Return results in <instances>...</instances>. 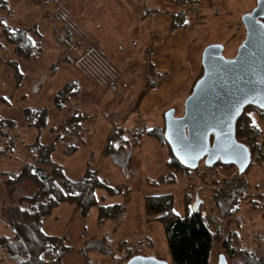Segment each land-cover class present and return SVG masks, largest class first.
Returning <instances> with one entry per match:
<instances>
[{
    "label": "rangeland",
    "instance_id": "rangeland-1",
    "mask_svg": "<svg viewBox=\"0 0 264 264\" xmlns=\"http://www.w3.org/2000/svg\"><path fill=\"white\" fill-rule=\"evenodd\" d=\"M64 1L67 2L66 4L69 6L72 17L87 28L89 36L99 39L108 47L109 55L115 61L116 66L124 70L127 74L130 72L132 80H121L118 85L119 89H121L118 96L114 95L107 88L105 89L106 92H104L105 95L100 97L101 92H93L99 87L103 88L105 84H101L100 73L96 74L90 67H81L80 65L77 66L76 64L65 61L61 54V47L56 43V49H53L55 59H40L39 57L36 60L24 59L20 61V69L21 71L26 70V77L23 78L21 85L16 88L14 70L6 63L7 60H12L16 55L10 46H2L0 48V97L9 99L11 105L5 104L0 99V112L5 117L14 118L19 122L20 138L23 144L18 143L16 152L11 157L0 159V211L5 207H8L7 210H9V207L21 196H29L36 191V185L32 180L26 179L9 184L6 182V175L3 174L6 171L11 173L20 167L25 153L23 146L26 143L32 142L37 136V130L34 127L28 126L24 119L22 109L26 106L50 108L48 127L42 133V142L44 144H50L55 141V134L51 132V127H55L57 132L63 131L64 128L67 129L66 138L56 144L57 149L53 153V160L60 164L71 177L80 176L86 170L94 169L101 164V166L113 170V172L119 175L123 172L122 174L128 177L131 186L133 182L137 186L142 182L144 177L152 181L165 172L160 170L159 167L154 169L153 165L156 155L163 153L161 156L163 157L165 155L164 151L166 150L163 149L162 151L157 146L158 151H155L148 144L150 138L144 140L141 149L138 148L134 151L130 146L126 150H122V153L113 152L109 154L106 151L107 148L105 150L107 141L108 139L110 140L111 135L113 137L117 136L118 132H126L125 129L120 127L122 124L119 123V127L110 124L112 120H116L119 117L113 116L119 108V104L129 105L130 113H126V108L122 111L123 115H125L123 117L128 118L133 108H135V103L141 98L139 95L151 82L149 81L148 74L152 71V65L150 64L149 66V58L152 55L147 53V49L149 48L148 40L151 43L152 38L150 29H142L140 27L141 30L137 32L138 26H136L137 24L135 22V31L131 32L129 30L130 21L128 20L127 26V18L121 15V9L114 0H104L105 5L100 0ZM155 1L165 2V5H163L165 11L170 12L171 16L184 7L190 19V24L184 28L186 33L191 36L190 42H187L188 39L186 38V41L183 42L175 38L177 43H174L166 35L164 41L169 40L170 42L162 46L161 49L158 48V52H164L161 56L165 58L166 66H168L162 71V74H165V76L161 79L165 80L175 73V67L173 65H175L177 60H180V57L183 66L188 70H193V74L187 83L184 82L179 86L175 85L173 89H170L174 84L172 81L164 83V90L156 94L161 98L158 107L146 113L142 112L139 115L141 116L140 119L143 117L141 123L149 128L164 126V112L166 113L167 110H174L177 116L184 114L185 101L192 92V87L197 76L203 70L202 55L206 46L212 43H222L225 45V56H234L246 36L242 17L245 13L251 12L257 5L256 0ZM51 3L47 4L49 8L51 7ZM61 5V3L55 2L53 4L54 10L56 11ZM48 18L50 19L52 29L54 28V24L51 16ZM139 19H136L138 23H140ZM1 35L4 37L0 29ZM142 35L144 37L146 36L147 42L143 47L144 52L142 58L144 59V63L137 56V47L140 45H138L137 40H143ZM44 40L42 43H44ZM3 42H5V37ZM125 51H128V53L123 55ZM178 51H180V57L177 55ZM62 60L77 69L83 91L64 110H58L52 106L55 92L68 82L70 78L72 79L73 76L68 70L65 71V74L62 69L59 70L57 75L54 74L56 71L52 73V65L59 62L57 66L59 67ZM170 63L173 64L169 66ZM70 71L73 74L75 73L74 69ZM152 78H155V76H152ZM124 83L128 84L127 88L131 89L130 91L125 90ZM102 88L98 90L103 91L104 88ZM166 91L167 94L164 95ZM95 100L96 103H94ZM76 111L89 118L82 122L81 128L66 126V120ZM139 116L134 115L135 120H138ZM255 120L262 128L264 135V118L259 117L255 113ZM127 127L130 126L128 125ZM116 139L117 137L113 138L112 142ZM131 141L135 140L131 139ZM72 147H75L76 151L64 152ZM165 148L170 151L168 146ZM132 153L134 154V160L131 164H126L128 154L132 155ZM19 156L21 158L18 159ZM103 158L104 161H102ZM253 162L246 172H240L235 165L227 167L228 165L224 164L221 166L220 163H217L215 166L210 167L204 161H201L199 166L211 168L212 174H209V177L200 178L197 176L199 166L195 169L196 174H193L194 177L190 178V180H188L190 173L178 170L177 183L166 184L161 187L162 190H166L164 192H173L175 194L177 198L175 211L181 216L186 215L188 210H195L194 205L198 195L199 210L202 211L205 222L213 230L217 231L220 228L222 229L221 240H217L214 244L210 264H217L220 255L226 253V250L223 248V240L228 237L233 238L232 245L236 249L243 248L254 251L258 256L264 255V161ZM121 170L122 172H120ZM195 180L198 181V186L190 191L192 195L191 201L185 207L184 202L180 199L179 193L174 191L173 188L178 185L181 187L187 181V185L189 182L191 185ZM226 185L228 189L229 187L233 188L231 190L232 192L229 195L222 194L220 204L217 205L215 203L214 192L218 188L226 187ZM237 192L239 193L236 194ZM116 199L117 202H121L122 204H128L129 202L122 197H116ZM130 201H132V197ZM237 207H239V211L236 213L235 210ZM128 208L130 209L129 206ZM122 217L123 215L118 218V221ZM145 220L147 223L156 222L154 224L156 227L154 232L147 234L153 240V245H149L147 242L141 243L140 239L134 234L124 235L122 241L130 243L133 248L143 250L146 255L163 258L170 262L171 254L167 244L164 224L159 221H147L146 211ZM0 222H2L1 218ZM125 225L121 221L118 222V231ZM233 231H236L237 235L233 234ZM5 233L10 234V231L3 223H0V235ZM122 235L123 233L120 234V236ZM239 256L234 259L229 258V263H232L235 259H240L241 255ZM115 260H118L121 264L123 261L125 262L120 257L115 258ZM0 264H7L3 259V252H0Z\"/></svg>",
    "mask_w": 264,
    "mask_h": 264
},
{
    "label": "trees",
    "instance_id": "trees-1",
    "mask_svg": "<svg viewBox=\"0 0 264 264\" xmlns=\"http://www.w3.org/2000/svg\"><path fill=\"white\" fill-rule=\"evenodd\" d=\"M47 3L58 2L62 5L53 14L49 13L54 24V37L60 45L63 52V59L77 66L90 67L96 74L100 73L101 84H104L102 90L99 88L93 91L101 92L100 97L105 95V89L118 96L121 89L118 85L121 80L130 79V72L127 74L124 70L116 66L115 61L111 59L106 45L99 39L88 35L85 26L75 20L70 14L69 6L64 0H44ZM63 2V3H62ZM0 8L12 12L11 4L8 0H0ZM172 29L188 27L190 19L187 10L183 7L172 14ZM0 29L2 30L5 42H0L2 46H10L16 57L7 60L6 63L14 70L16 88L19 87L26 77L22 73L19 63L24 59H36L43 52L41 45L42 34L36 27L25 28L12 26L7 19L0 18ZM59 62L52 65L51 71L57 70ZM152 67V66H151ZM123 68V67H122ZM125 69V68H124ZM197 76L195 83L204 73ZM152 72L159 78L165 74ZM157 81H151L149 87H153ZM100 84V86H101ZM127 87L128 84H123ZM193 85V87H194ZM192 87V90H193ZM82 86L79 80L70 79L60 89L55 92L52 106L58 110H64L73 99L82 93ZM2 101L11 105V101L5 97H0ZM49 107L26 106L22 109L24 119L28 126L37 130L36 138L23 146L24 158L17 170L4 172L6 182L14 184L23 180H32L36 185V191L32 195L21 196L12 206L3 208L0 211V218L10 234L0 235V252H3V259L7 264H63V256L72 250L71 247L64 245L61 237L47 234L43 230V222L51 216L62 203L73 204L82 209L86 214L92 207L99 208V222L103 223L107 219H117L122 216L125 206L120 203L104 205L101 203L97 191L103 189L107 194L120 192L122 188H114L105 179L98 176L97 169H88L82 175L71 177L65 169L53 160V153L57 149V142L66 138V128L57 132L55 127L50 130L55 134V142L44 144L42 142V133L48 127ZM255 113L264 118V109L256 106H247L243 114L238 118L236 124L237 139L244 143L252 152V162L264 161V135L260 125L255 120ZM89 118L78 111L74 112L67 120L66 126L81 128L82 122ZM165 121V112H164ZM20 124L10 117H5L0 112V159L11 157L16 152L17 145L23 144L20 138ZM165 125L162 127L143 128L133 133L135 143L144 135L156 136L163 144L168 146L171 153L169 166L180 171L188 173L196 172L183 166L174 156L172 149L165 138ZM123 136L124 131L119 133ZM76 151L75 147L65 150V153ZM107 153H113L111 143L107 145ZM21 156L18 157V159ZM221 166L224 164L220 163ZM234 166L228 165L227 167ZM173 169V168H172ZM177 172L175 170L168 172L159 179L149 182L151 186H161L166 184H175L177 182ZM196 184H192L194 187ZM195 188V187H194ZM214 188V187H213ZM228 186L216 189L214 197L215 203L220 204L222 194L229 195L231 190ZM237 192L236 194H238ZM191 193L188 195V203L191 201ZM145 211L147 221H159L164 224L167 244L171 254L170 264H210L211 253L217 240H221V228L213 230L204 220L201 210H192L182 217L175 211V194L165 192L159 194H147L145 196ZM239 207L235 210L237 213ZM8 214V215H7ZM118 223V222H117ZM230 232V231H229ZM236 234V231H233ZM233 238L223 240L224 253L227 257L235 259L229 264H264V255L258 256L254 251L246 249H236L232 243ZM147 242L153 245L150 237H145L141 243ZM99 248H103L100 246ZM137 254H144V251L138 248L130 247L124 249L121 258L125 260ZM117 258V256H116Z\"/></svg>",
    "mask_w": 264,
    "mask_h": 264
},
{
    "label": "crops",
    "instance_id": "crops-1",
    "mask_svg": "<svg viewBox=\"0 0 264 264\" xmlns=\"http://www.w3.org/2000/svg\"><path fill=\"white\" fill-rule=\"evenodd\" d=\"M12 7V12H8L4 9L0 8V18L7 19L8 23L12 26L31 28L36 27L39 32L42 34L41 45L43 47V52L36 59L40 57V59H49L54 58L53 49H56V40L54 37V28L51 29L50 19L48 14H53L55 12L53 3H51V7L49 8L47 3L44 0H8ZM92 1V0H88ZM105 5L104 0H100ZM118 7L121 9V15H124L127 18V26L128 20L130 21L129 30L131 32L135 31V22L137 27V32L140 31V27L150 29L152 38L151 43L148 40L149 48L147 49V53L152 55L149 58V66L150 64L155 70V73L161 74L162 71L168 67L166 66L165 58L161 56L164 54L163 51L158 52V48L161 49L162 46H165L166 43L172 42L177 43L176 39L180 41L190 42L191 36L186 33L184 28L177 29L175 31L172 30L173 24V16L168 11H165L163 5L165 2L155 1V0H114ZM47 13V14H46ZM54 15V14H53ZM140 19H139V18ZM145 19H144V18ZM136 19H139L140 23L137 22ZM150 27V28H149ZM188 31V30H187ZM171 32V34H170ZM173 34V35H172ZM145 35V34H144ZM142 35L143 40H137L139 45L137 56L140 58V61L144 63V59L142 58L144 52V46L146 42V36ZM169 37L170 39L164 41V37ZM47 37V38H46ZM186 38V39H185ZM45 39V40H44ZM44 40V43H42ZM54 40V41H53ZM4 41L3 35L0 36V42ZM58 44V43H57ZM180 46V44H178ZM148 47V46H147ZM143 50V51H142ZM60 52V51H59ZM130 52H132L130 50ZM128 53V51H125ZM59 54V53H58ZM63 56V52L61 51ZM175 54V52H173ZM178 57L181 56L180 51L177 52ZM61 58V57H60ZM35 59V60H36ZM168 60V59H167ZM174 63V61H173ZM172 63V64H173ZM171 63L169 64L172 65ZM175 73L171 75V77H167V79H161L157 77L152 71L148 74L149 81H157L153 87H147L139 96L141 97L138 102L135 103V108H133L132 113L125 118L123 116L124 108H126V113H130L128 104L122 105L119 104V108L115 111L113 116L118 117L116 120H110V124L119 127V123L122 124L120 127L125 129V133L123 136H110V140L108 139L105 150L107 148L108 143H111V147L113 152H121L122 150H126L127 147H131L133 151L135 149H141V145L143 144L146 138H150L148 144L155 150H157V146L160 147V150L164 151L163 153H159L155 157V162L153 168L159 167L160 170L165 171L161 176L166 175L168 172L175 170L174 167L169 166V161L171 160V153L165 147L166 145L161 142V140L156 136L144 135L135 143V141H131L133 139V133L138 131L139 129H143L146 126L141 123L143 121V117L140 119V113L152 111L153 108L158 107L161 102V98L157 96V92L164 90V83L172 81L174 84L170 87L173 89L175 85L179 86L182 83H187L192 77L193 70H188L183 66L180 60L175 62ZM63 70L66 74V70L72 74V79L80 80L79 72L72 65L68 64L64 60L61 61L59 67H57L55 75L58 74L59 70ZM75 71V73H71L70 70ZM201 69V68H200ZM199 69V70H200ZM24 75L26 74V70H22ZM68 73V72H67ZM54 75V77H55ZM75 76V77H74ZM155 76V78H152ZM152 78V79H151ZM71 79V78H70ZM162 80V82H160ZM174 80V81H173ZM81 81V80H80ZM125 90L130 91L131 89L125 87ZM132 92V91H131ZM167 94V91L164 95ZM96 103V100L94 101ZM122 108V109H121ZM121 111V112H119ZM134 115L139 116L138 120H135ZM121 121V122H120ZM130 127H127V126ZM149 128V127H147ZM130 132V134H129ZM117 139L112 142L113 138ZM55 142V141H54ZM53 143V142H52ZM113 144H115L113 146ZM118 144V145H116ZM132 151V152H133ZM106 152V151H105ZM122 153V152H121ZM125 153V152H124ZM159 155V156H158ZM155 156V155H154ZM134 160V154H128L127 163L131 164ZM104 161V158L103 160ZM102 163V162H101ZM173 168V169H172ZM94 169L98 170V176L101 179H105L109 182L111 186L114 188H122L120 192L115 194H107L103 189L97 191V195L104 205H111L117 202L116 197L125 198L128 200V204H123L125 207L123 217L121 218V222L126 225L123 226L120 231H118V223L120 222L117 219H107L103 223L99 222V208L98 206L92 207L86 214L82 213V209L76 207L75 205H71L68 203H62L57 208H55L53 214L45 219L43 222V230L50 235L60 236L62 239V243L66 246L72 248L71 251L66 253L63 258V264H114L116 256L119 257L123 253L124 249L133 247L130 243L123 242L124 235L134 234L137 236L140 241L144 240L145 237H148L147 234H151L156 229L155 223H147L145 220V196L147 194H159L165 193L162 190V186H151L148 178L144 177L142 182L135 186L128 180L126 175H123L122 170L120 172L121 175L113 172V170L107 169L104 166L99 164V167ZM184 172V171H183ZM193 174L196 172H192L188 176V180L194 177ZM178 175V172H177ZM161 176H158L156 179H159ZM154 179V180H156ZM178 181V180H177ZM188 182V181H187ZM187 182L182 184L181 187L179 185L174 187L173 190L178 192L180 195V199L184 202L185 207L188 202V195L190 191L194 189V187L198 186V181L195 180L194 183H197L194 187L190 182L187 185ZM177 183V182H176ZM175 183V184H176ZM202 183V182H199ZM188 186V187H187ZM203 186V185H202ZM190 187V188H189ZM161 189V190H160ZM132 197V201H130ZM175 196V203H176ZM115 201V202H114ZM130 207V209L128 208ZM188 212V211H187ZM178 214V213H177ZM187 214V213H186ZM180 215V214H179ZM181 216V215H180ZM186 216V215H184ZM182 216V217H184ZM123 233L122 236L120 234ZM153 241V240H152ZM96 242V243H95ZM103 246L102 248H99ZM121 258V257H120ZM123 259V258H122ZM124 262V261H123Z\"/></svg>",
    "mask_w": 264,
    "mask_h": 264
},
{
    "label": "water",
    "instance_id": "water-1",
    "mask_svg": "<svg viewBox=\"0 0 264 264\" xmlns=\"http://www.w3.org/2000/svg\"><path fill=\"white\" fill-rule=\"evenodd\" d=\"M242 17L246 36L232 57L225 45L212 43L202 55L203 75L185 101V112L165 113V138L179 162L192 170L201 161L235 165L246 172L252 152L236 136V124L247 106L264 109V0ZM199 210V196L195 202ZM125 264H170L166 259L137 254ZM217 264H229L221 254Z\"/></svg>",
    "mask_w": 264,
    "mask_h": 264
},
{
    "label": "built area",
    "instance_id": "built-area-1",
    "mask_svg": "<svg viewBox=\"0 0 264 264\" xmlns=\"http://www.w3.org/2000/svg\"><path fill=\"white\" fill-rule=\"evenodd\" d=\"M209 174H212L211 168L208 167L206 168V166L198 167L197 176H199L200 178L209 177L210 176ZM115 262H117L115 264H121V262H118V260H115ZM122 264L124 263L122 262Z\"/></svg>",
    "mask_w": 264,
    "mask_h": 264
}]
</instances>
